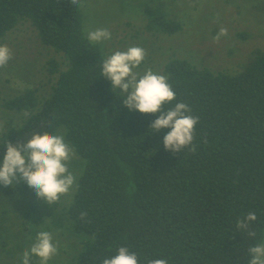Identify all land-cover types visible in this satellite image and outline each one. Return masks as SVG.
I'll list each match as a JSON object with an SVG mask.
<instances>
[{
	"label": "trees",
	"instance_id": "1",
	"mask_svg": "<svg viewBox=\"0 0 264 264\" xmlns=\"http://www.w3.org/2000/svg\"><path fill=\"white\" fill-rule=\"evenodd\" d=\"M169 15L153 11L150 29L181 32L184 24ZM26 19L67 68L50 60L56 80L48 97L29 89L4 102L28 116L0 137V160L8 142L66 128L82 161L73 200L58 211L80 237L71 264H103L121 246L138 264H249V247L264 242V50L235 74L169 60L165 76L176 98L165 109L183 102L199 117L195 151L174 153L162 143L171 129H150L159 114L130 111L126 94L101 76L107 55L87 39L82 5L0 0V39ZM249 212L257 216L249 228L255 237L236 226Z\"/></svg>",
	"mask_w": 264,
	"mask_h": 264
},
{
	"label": "rangeland",
	"instance_id": "2",
	"mask_svg": "<svg viewBox=\"0 0 264 264\" xmlns=\"http://www.w3.org/2000/svg\"><path fill=\"white\" fill-rule=\"evenodd\" d=\"M82 9L86 35L97 28L111 32L110 40L99 43L106 55L132 46L145 49V60L136 69L141 74L151 69L165 75L172 58L235 74L256 49L264 50V0H85ZM153 11L170 12V17L184 24L183 30L174 35L151 30L149 15ZM220 28H226L228 35L216 41L213 38ZM0 45H7L12 53L8 64L0 67L1 137L28 116L7 109L4 102L29 89H36L42 99L48 97L56 80L49 71L50 60L58 61L62 70L67 63L63 54L41 42L37 29L27 19L0 39ZM63 130L64 126L55 134L64 135ZM81 162L75 152L69 170L76 178L81 174ZM75 190L49 205L22 180L14 186L0 185V264H21L22 253L42 230L53 234L58 247L49 264H71L80 248V237L58 211L71 196L73 200ZM30 264H38V258L31 256Z\"/></svg>",
	"mask_w": 264,
	"mask_h": 264
},
{
	"label": "clouds",
	"instance_id": "3",
	"mask_svg": "<svg viewBox=\"0 0 264 264\" xmlns=\"http://www.w3.org/2000/svg\"><path fill=\"white\" fill-rule=\"evenodd\" d=\"M71 3L83 5V0H71ZM111 35L107 28H97L88 32L87 39L93 43H102L110 40ZM227 35V29L220 28L213 39L219 41ZM145 57V49L139 46L114 51L103 60L101 76L111 81L113 91L119 88V93L126 94L122 104L130 111L159 114L150 129L155 130L153 133L165 128L171 129L162 141L166 150L175 153L188 148L195 151L193 140L199 117L190 115V107L183 102L165 109L166 104L175 100L176 94L165 75L154 73L151 69H146L143 74L136 71ZM11 58L10 48L0 45V67H5ZM74 155L73 146L66 142L62 134L37 133L26 142H8L0 160V185L14 186L22 180L47 204L60 202L62 196L78 187L77 178L69 170V163ZM86 215L87 213L82 212L80 218L83 220ZM256 220V214L249 212L243 219L237 220L236 226L240 230H246L249 237H255V231L249 228ZM248 252L251 257L249 264H264V242L249 247ZM57 254L58 247L53 242V234L42 230L37 233L30 248L22 253L21 264H30V257L33 255L38 258V264H49ZM103 264H138V256L121 246L111 258L103 259ZM147 264H168V261L150 259Z\"/></svg>",
	"mask_w": 264,
	"mask_h": 264
}]
</instances>
